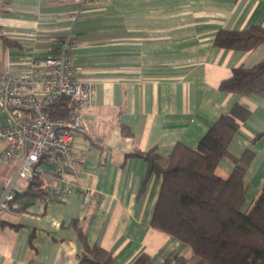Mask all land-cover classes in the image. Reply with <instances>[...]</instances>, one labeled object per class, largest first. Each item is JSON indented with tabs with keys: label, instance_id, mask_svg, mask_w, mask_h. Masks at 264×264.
I'll return each instance as SVG.
<instances>
[{
	"label": "crops",
	"instance_id": "1",
	"mask_svg": "<svg viewBox=\"0 0 264 264\" xmlns=\"http://www.w3.org/2000/svg\"><path fill=\"white\" fill-rule=\"evenodd\" d=\"M264 28V0H0V68L20 72L34 60L58 54L59 41L74 39L77 76L94 84L83 110L85 133L75 135L83 155L68 185L45 164L41 188L54 186L47 204L18 184L19 196L0 219V264H90L88 246L109 251L115 264L142 254L152 264L170 255L191 256L181 242L151 222L161 179L148 177L147 162L130 157L155 149L168 156L178 143L196 148L221 115L236 104L249 111L229 151L255 152L247 167L246 205L264 185V96L220 90L240 66L264 61V44L252 51L219 48L220 30ZM17 43L3 46L2 37ZM3 150V149H2ZM0 149V152L2 151ZM234 164L223 159L216 174L228 179ZM16 168L0 162V191ZM33 188H36L34 186ZM95 193L86 201V191ZM32 191V190H30ZM191 264V263H188Z\"/></svg>",
	"mask_w": 264,
	"mask_h": 264
},
{
	"label": "trees",
	"instance_id": "2",
	"mask_svg": "<svg viewBox=\"0 0 264 264\" xmlns=\"http://www.w3.org/2000/svg\"><path fill=\"white\" fill-rule=\"evenodd\" d=\"M3 46L17 43L2 37ZM264 44V28L252 26L243 31L220 30L215 37L219 48L252 51ZM220 90L244 96H264V61L252 68L240 66ZM73 109L70 98L50 106L48 112L55 120L66 121ZM249 117V111L234 105L221 115L196 148L178 143L172 153L161 156L155 149L134 152L130 157L143 158L148 165V177L161 179L160 194L152 218V226L184 244L191 256L170 255L164 264H264V185L251 204L246 205L247 167L255 152L247 149L240 157L229 146ZM264 138V131L255 140ZM228 159L234 169L228 179L216 174L221 160ZM29 192L42 195L41 179H35ZM36 186V188H33ZM19 194H17L15 200ZM85 249L79 254L81 262L115 264L112 254L99 246L90 247L85 234L79 233ZM147 254L133 264H152Z\"/></svg>",
	"mask_w": 264,
	"mask_h": 264
},
{
	"label": "built area",
	"instance_id": "3",
	"mask_svg": "<svg viewBox=\"0 0 264 264\" xmlns=\"http://www.w3.org/2000/svg\"><path fill=\"white\" fill-rule=\"evenodd\" d=\"M83 6L87 0H73ZM58 54L43 62L34 60L20 72L0 68V141L5 144L0 162L16 168L0 191V219L11 209L18 184H31L44 175L43 166H53V175L68 185L77 182L74 171L83 155L74 147L75 135L85 133L83 110L92 102L94 84L78 78L73 50L74 39L58 42ZM70 98L73 109L68 120L50 117L48 108ZM95 193L86 191V201ZM59 190L44 188L41 201L58 200Z\"/></svg>",
	"mask_w": 264,
	"mask_h": 264
},
{
	"label": "rangeland",
	"instance_id": "4",
	"mask_svg": "<svg viewBox=\"0 0 264 264\" xmlns=\"http://www.w3.org/2000/svg\"><path fill=\"white\" fill-rule=\"evenodd\" d=\"M5 144L0 141V149L2 150L4 148Z\"/></svg>",
	"mask_w": 264,
	"mask_h": 264
}]
</instances>
